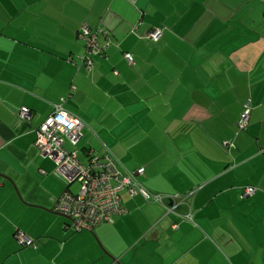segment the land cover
I'll use <instances>...</instances> for the list:
<instances>
[{"label":"crops","instance_id":"1","mask_svg":"<svg viewBox=\"0 0 264 264\" xmlns=\"http://www.w3.org/2000/svg\"><path fill=\"white\" fill-rule=\"evenodd\" d=\"M83 23L109 43L89 70ZM62 99L84 124L80 160L109 149L143 167L180 215L122 193L112 223L65 229V185L33 145ZM0 264H264V0H0Z\"/></svg>","mask_w":264,"mask_h":264},{"label":"built area","instance_id":"2","mask_svg":"<svg viewBox=\"0 0 264 264\" xmlns=\"http://www.w3.org/2000/svg\"><path fill=\"white\" fill-rule=\"evenodd\" d=\"M162 28L149 30L143 38L157 41L162 35ZM77 36L84 42V51L78 56V66L89 70L93 65V56L103 53L108 42L101 46L97 39V32L83 23L79 27ZM128 64H132L129 53L123 54ZM64 100L53 107V111L34 131L33 145L37 153L50 159L54 164V173L59 177L65 187L52 206V210L67 219L65 229L73 232L93 231L101 224L112 223L114 218L121 215L125 208L122 204V193L129 196H142L145 201L158 203L165 209L166 214L178 213L180 204H173L170 197L160 194H151L139 181L144 168L139 167L132 171H123L113 153L106 149L102 156L87 152L86 160L79 159V141L82 137L83 122L67 113L63 107ZM251 107L249 103L243 105L237 126L243 129L248 122ZM17 115L22 120L31 118V112L21 107ZM70 145L67 148L65 144ZM227 146L232 143L225 142ZM77 189L72 190L73 184ZM255 188L246 186L242 195L250 196ZM171 204H167V201ZM187 217L191 219V215ZM176 225H173L175 227ZM15 240L21 246L32 245V240L22 231H15Z\"/></svg>","mask_w":264,"mask_h":264},{"label":"rangeland","instance_id":"3","mask_svg":"<svg viewBox=\"0 0 264 264\" xmlns=\"http://www.w3.org/2000/svg\"><path fill=\"white\" fill-rule=\"evenodd\" d=\"M77 187H78V186H77V184H76V183H74V184H73V186H72V190H76V189H77Z\"/></svg>","mask_w":264,"mask_h":264},{"label":"trees","instance_id":"4","mask_svg":"<svg viewBox=\"0 0 264 264\" xmlns=\"http://www.w3.org/2000/svg\"><path fill=\"white\" fill-rule=\"evenodd\" d=\"M98 39V38H97ZM99 42V41H98ZM102 46V45H101ZM104 46V45H103ZM104 52V51H103Z\"/></svg>","mask_w":264,"mask_h":264}]
</instances>
